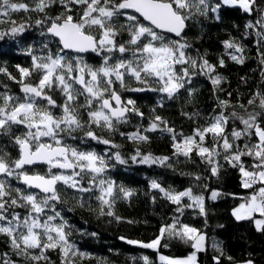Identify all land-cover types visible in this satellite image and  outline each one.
Segmentation results:
<instances>
[{"label": "snow or ice", "instance_id": "snow-or-ice-1", "mask_svg": "<svg viewBox=\"0 0 264 264\" xmlns=\"http://www.w3.org/2000/svg\"><path fill=\"white\" fill-rule=\"evenodd\" d=\"M222 2L224 5L237 6L246 13H251L256 4V0ZM54 4H59L63 11L55 17L48 16L46 10ZM219 7V3L213 6L209 0H33V6L0 0V18H3L0 23L10 21V27L0 31V39L5 36H21L30 27L26 23L18 24L12 20L13 12H37L44 14L42 19L35 21L36 26L41 28L40 35L52 37L58 45L55 53L49 50L47 55L42 56L33 55L29 48L27 54L31 56V66L17 65L19 78L0 67V74L17 83L22 94H12L7 85L0 92V136L8 137L19 149L18 158L11 163L6 159L7 153L0 154V175L21 181L26 189L37 190L12 189L7 180L0 179V235L7 237L12 255L23 257L30 264H50L47 253L56 250L60 253V264H76V257L85 258L86 254L79 252L69 241L71 233L66 231L68 222L55 210V204L60 203L64 189L79 193H90L97 189L100 193L96 197L99 201V214L120 221L121 218L113 210L115 184L105 179L103 174L110 166V160L114 159L121 165L128 161L119 151L107 154L106 159L95 151H82L68 146L63 143L61 134L76 139L72 134L83 131L82 140L86 138L111 148H119L111 139L97 135L92 128L94 125L111 134L118 131L119 125L128 123L130 113L144 117L134 100L122 99L114 87L117 83L126 91H155L171 100L185 88L186 83L191 82L190 70H196L198 74L208 77L214 90H219L218 86L224 77L216 73V65L205 56L193 58L188 54L191 45L183 35L188 27L187 22L195 15L207 16L210 12L215 13ZM74 9H78L75 16ZM258 11L264 13V8ZM257 23L264 26V15H261ZM246 27L252 28L254 25L249 23ZM125 32L128 39L118 40ZM161 33H172L179 39H167ZM257 35L264 41V34ZM43 46L48 48V42H44ZM223 47L225 52L218 60L220 67L225 66L224 56L237 64L244 63L242 46L235 41L225 40ZM65 50L77 54L93 52L101 57L102 62L98 67H93L84 62L82 56L70 57ZM125 54H129L128 58H125ZM260 56V62L264 64V52ZM129 80H135L144 87H129ZM152 83L156 87H152ZM53 91H58L63 97L62 104H57L50 95ZM188 94L191 96L193 90L189 89ZM228 95L231 96V93ZM81 96L84 97L82 104L79 103ZM256 98H259V106L264 109V94L261 93H257L248 104H253ZM218 103L222 111L211 117L206 126L194 129L192 135L183 136L181 133L182 139L159 115H154L142 130L138 128L131 133L120 132V135L139 144L149 141L147 133H169L172 137L173 156H183L190 160L195 153L202 163L208 165L212 176H218L222 167L219 158L222 156L229 166L238 168L242 178L241 186L252 189V194L245 202L233 209V217L237 221H252L258 232H264V125L258 122V117L264 119V112L249 113L246 118L236 111L225 115L223 109L230 107V102L219 100ZM158 106L163 107V100L158 102ZM240 107L244 108V105ZM57 108L60 110L58 116L52 111ZM84 113L86 120L83 118ZM182 115L191 118L188 113ZM230 119L239 120L243 128H233L230 134L227 133L226 126ZM20 128L26 131L14 135ZM209 135L212 138L211 147L205 146ZM45 138L51 142H45ZM244 138H254L255 142H245L241 147L236 141ZM243 157H250L252 164L246 166ZM130 160L133 163L172 166L171 157L144 154L139 148ZM37 163L49 166L48 175H30L24 171L25 166ZM52 169L61 171L53 172ZM86 177L89 187L82 184ZM194 179L199 181L201 177L197 175ZM256 185L258 187H254ZM151 188L158 189L168 201L176 204V211L180 214L184 207H188L198 208L201 215H206V197L194 194L191 187L175 192L165 190L159 183L152 181ZM204 188L207 189V185ZM120 192L124 198L132 195L131 191L123 187ZM219 196V192L211 190L208 198L216 200ZM184 198L190 203L182 204ZM79 206L84 207L82 200ZM21 208L25 209L23 216L16 211ZM48 210L54 214H46ZM257 214L260 218H256ZM58 219L60 222L56 223ZM91 235L95 236L96 233ZM164 238L179 239L190 244L193 251L185 258L161 255V264H197V254L207 248L206 234L182 224L178 217L174 218L173 223L162 226L159 235L150 242L125 240L124 237L120 239L130 245L156 250ZM212 248L219 253L213 256V260L220 264L223 249L215 241ZM141 259L144 264H150L147 256ZM0 264H17V261L5 252L0 254ZM243 264H253V261L246 260Z\"/></svg>", "mask_w": 264, "mask_h": 264}, {"label": "trees", "instance_id": "trees-1", "mask_svg": "<svg viewBox=\"0 0 264 264\" xmlns=\"http://www.w3.org/2000/svg\"><path fill=\"white\" fill-rule=\"evenodd\" d=\"M15 3H27L33 6V0H12ZM213 6L220 4L215 13L207 16L195 15L190 19L188 27L185 29L184 38L191 45L187 50L193 58L205 56L212 64L216 65V73L224 77L218 86L219 90H214V86L207 76L198 74L196 70H190L191 82L185 84L174 99L169 100L159 92L143 91L132 92L121 89L119 84H115L116 91L124 101L132 99L136 107L144 113V117L134 114L128 115V123L119 125L115 133L109 134L99 128L92 126L97 135L104 136L119 145V148H111L108 145L98 144L96 141L84 138V132L78 131L72 134L73 139L62 133L63 143L76 147L82 151H95L105 156L111 152L119 151L127 164H118L114 159L109 161V167L103 174L105 179L114 182L115 202L113 210L116 216L121 219L117 221L114 217L101 216L99 214V201L96 197L100 194L97 189L90 193H79L72 189H64L61 192L60 203L55 204V210L61 213L64 220L68 222L71 235L69 241L73 243L79 252L85 253L84 259L75 258L76 264H144L141 257L147 256L150 264H161L157 260V251L177 256H186L193 249L190 244L175 238H164L161 246L156 249L141 248L137 245H130L125 240L138 239L150 240L159 235L162 226L171 224L174 218L178 217L182 224L195 227L207 237L206 251L197 254V264H216L213 256L219 255L213 248V242H218L223 249L224 255L220 264H238L246 260H252L254 264H264V232H258L252 221H237L232 215V208L241 201L246 200L252 189H245L241 186V175L238 168L229 166L222 158L219 163L222 165L218 176H212L208 165L201 162L199 156L192 154L190 160L183 156H173L171 134L161 131L147 133L149 141L147 143H134L121 136L120 132L131 133L138 128L141 130L148 126L154 115L161 116L172 128H174L180 139L183 136L192 135L193 130L206 126L211 117L218 115L222 109L219 107V100H227L230 107L223 109L225 115L236 111L245 118L249 113H262L259 105V98L251 105L248 104L257 93L264 94V64H261L260 53L264 52V41H261L257 33L264 34V26L257 23L261 13L258 9L264 7V0H256L251 13H246L237 6L224 5L221 0H209ZM47 15L55 17L63 11L59 4H54L48 8ZM78 9H74L75 16ZM195 11V10H193ZM130 12V11H129ZM44 14L37 12L23 11L13 12L11 19L19 23L30 25L21 36L15 38L5 36L0 39V67L6 68L9 73L19 78L17 65L22 67L31 66V56L27 54L28 49H32V54L36 56L47 55L49 50L55 53L58 45L50 36H41V28L36 26L35 21L42 19ZM3 19V18H0ZM253 24L254 27L247 28L246 25ZM10 27V21L0 23V31ZM95 35V33H93ZM167 39H179L168 33H161ZM127 33H122L118 40H127ZM232 40L243 47L244 63L237 64L227 56H224L225 66L220 67L219 58L225 52L223 41ZM44 42H48V48H44ZM70 57L82 56L87 64L98 67L101 64V57L95 53L87 52L77 54L65 51ZM119 56V53L116 54ZM129 54H125L128 58ZM7 85L12 94L22 95L19 85L9 80L6 75L0 74V92L4 91ZM129 87H144L135 80L128 81ZM156 87L155 83L151 84ZM79 88V85H76ZM193 90L189 96L188 90ZM231 93V96L228 95ZM57 104L63 103V97L58 91L50 93ZM163 100V107L158 106V102ZM79 103H84V97H79ZM243 104L244 108L240 105ZM155 109V112L153 110ZM55 115H60V110H52ZM182 113H188L191 118ZM86 120V113L83 114ZM258 122L264 125V119L258 117ZM242 129L243 125L239 120L230 119L226 132L231 133L232 129ZM87 130V128L85 129ZM26 129L20 128L14 135H20ZM183 136H180V134ZM255 142L254 138H244L236 141L241 147L245 142ZM211 136L206 137V145L211 147ZM144 153H151L153 156L171 157L172 166L164 167L159 165H148L133 163L130 157L135 154L136 149ZM7 153L6 159L9 163L18 158L19 149L10 142L8 137L0 136V154ZM245 165H251L250 157L242 158ZM48 165L25 166L24 171L28 173L48 175ZM59 169H52L56 171ZM191 174V175H188ZM199 175L201 179L195 180ZM0 179L7 180L12 189H22L27 191H37L26 189V186L13 177L0 175ZM156 181L165 190L171 189L175 192L185 188H192L197 194H203L205 199L206 215H201L198 208H183V213L176 211L177 205L168 201L164 194L158 189L151 188V182ZM84 187H89L88 178L82 180ZM207 185V189L204 188ZM59 187L63 188V185ZM132 192L128 198H124L120 188ZM258 187V185L254 186ZM218 189L220 196L216 200L208 198L209 191ZM84 203V207L79 206V201ZM190 203L184 198L182 204ZM23 216L25 209H16ZM48 215L54 214L50 210ZM132 221V223H129ZM59 223L58 219L55 221ZM87 233V234H85ZM96 233L95 236L91 235ZM124 237L125 240L120 239ZM164 245H167L165 247ZM7 252L9 257L17 261V264H30L23 257L12 255L7 237L0 235V254ZM50 264H60V253L58 250L47 253ZM228 257H232L231 260ZM135 258V260L133 259Z\"/></svg>", "mask_w": 264, "mask_h": 264}, {"label": "rangeland", "instance_id": "rangeland-1", "mask_svg": "<svg viewBox=\"0 0 264 264\" xmlns=\"http://www.w3.org/2000/svg\"><path fill=\"white\" fill-rule=\"evenodd\" d=\"M221 2H222V0H221ZM223 3V2H222ZM264 8V7H263ZM263 15H264V13H263ZM91 53H93V52H91ZM85 54V53H84ZM83 60H84V58H83ZM84 62H86L85 60H84ZM101 62H102V60H101ZM87 63V62H86ZM180 66H177V68H179ZM45 142H51V141H49V140H47V138H45ZM160 156H162V155H159V156H156V157H160ZM47 168L49 169V166H47ZM59 171H61V170H56V171H54V172H59ZM70 171V170H69ZM186 189H188V188H185V189H183V190H181V191H184V190H186ZM212 190H216L217 192H219L220 193V191L218 190V189H212ZM177 192H180V191H177ZM194 193V192H193ZM194 194H197V193H194ZM210 194H211V190L209 191V194H208V197L210 196ZM221 195V194H220ZM190 202V201H189ZM243 202H245V200H243V201H241L239 204H241V203H243ZM238 204V205H239ZM238 205H236L235 206V208L238 206ZM234 208V207H233ZM233 208H232V210H233ZM256 218H260L258 215L256 216ZM192 227V226H191ZM156 238V237H155ZM155 238H153V239H155ZM153 239H150V240H147V241H144V240H138V239H130V240H136V241H142V242H145V243H147V242H150V241H152ZM193 251V250H192ZM191 251V252H192ZM190 252V253H191ZM189 253V254H190ZM188 254V255H189ZM161 255H163V256H166V257H169V258H185V257H187L188 255H186V256H177V255H170V254H166V253H163V252H160V251H157V260H158V262H160V260H159V256H161ZM238 264H243V262H240V263H238ZM254 264V263H253Z\"/></svg>", "mask_w": 264, "mask_h": 264}, {"label": "water", "instance_id": "water-1", "mask_svg": "<svg viewBox=\"0 0 264 264\" xmlns=\"http://www.w3.org/2000/svg\"><path fill=\"white\" fill-rule=\"evenodd\" d=\"M128 11H130L131 12V10H128ZM145 23H147V22H145ZM157 31H159V30H157ZM168 34H171V35H173V36H175L174 34H172V33H168ZM65 51H68V52H72V51H70V50H65ZM73 53H75V52H73ZM87 53V52H86ZM79 54H84V53H79ZM114 103V102H113ZM35 165H47V164H43V163H37V164H34V165H30V166H35ZM28 174H34V173H28ZM20 183H22L21 181H20ZM23 184V183H22ZM24 185V184H23Z\"/></svg>", "mask_w": 264, "mask_h": 264}, {"label": "crops", "instance_id": "crops-1", "mask_svg": "<svg viewBox=\"0 0 264 264\" xmlns=\"http://www.w3.org/2000/svg\"><path fill=\"white\" fill-rule=\"evenodd\" d=\"M234 208H235V207H234ZM234 208H233V209H234ZM232 211H233V210H232ZM257 215H258V214H257ZM258 216H259V215H258Z\"/></svg>", "mask_w": 264, "mask_h": 264}]
</instances>
